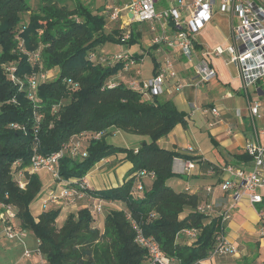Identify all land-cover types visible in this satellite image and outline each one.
Returning a JSON list of instances; mask_svg holds the SVG:
<instances>
[{"label": "trees", "instance_id": "trees-1", "mask_svg": "<svg viewBox=\"0 0 264 264\" xmlns=\"http://www.w3.org/2000/svg\"><path fill=\"white\" fill-rule=\"evenodd\" d=\"M23 14H29L27 24ZM109 22L101 7L92 9L81 0L74 5L37 0L36 9L28 0H0V203L14 207V227L34 234L35 250L46 264H146L148 252L136 242L133 222L156 239L174 260L171 264L208 260L221 233L220 212L200 213V194L169 185L182 176L173 171L176 159L195 163L199 157L158 144L177 126L187 128L188 116L172 101L132 88L131 81L143 82L139 77L127 83L117 79L118 74L134 77L136 71L101 53L106 43L123 42L122 30L106 32ZM140 38L135 27L125 43L138 44ZM41 74L48 77L32 90L28 77ZM112 129L148 136L150 142L137 150L116 147L107 141ZM63 147L67 150L58 166L59 180L76 187L87 201L58 226L56 206L49 205L37 217L32 214L31 204L42 197L43 183L28 167L35 153L51 156ZM120 154L132 164L122 186L78 188L99 162ZM234 156L251 161L247 153ZM223 168L212 166L210 171ZM142 171L154 178L142 179L143 190L135 197L132 192ZM96 200L104 205L121 202L126 209H109L100 230L95 226L99 213L93 212ZM228 257L234 256H217L210 264H226L221 259Z\"/></svg>", "mask_w": 264, "mask_h": 264}, {"label": "built area", "instance_id": "built-area-1", "mask_svg": "<svg viewBox=\"0 0 264 264\" xmlns=\"http://www.w3.org/2000/svg\"><path fill=\"white\" fill-rule=\"evenodd\" d=\"M106 8L110 22L117 23L125 19L124 23L126 24L120 26V29L124 32L123 42L130 40L136 23L149 22V31L153 34L150 43L158 51L174 52L176 56L192 65L200 51L203 61L193 66L196 75L195 84L210 83L218 77V73L207 60L209 57L220 58L227 55V64H234L240 70L242 84L240 91L247 92L250 88H256V92L264 97V90L260 86V83L264 82V0H128L126 3L123 2L121 6L108 5ZM216 10L229 16L231 42L224 47H214L210 51L200 50L196 35L212 22ZM35 58L39 60V55L36 54ZM110 59L115 62H123L126 70L134 69L137 75H140L137 68L139 62L133 54L123 52L115 54ZM9 71L14 79V69L9 68ZM47 77L46 74L31 75L27 80L31 89L36 90L38 81ZM176 78L177 72L175 71L173 58L168 56L165 58V66L159 70L157 75L142 83L132 81L130 86L134 89L141 88L151 97H159L164 93V87L168 79ZM112 86H115V84L113 83ZM174 87L176 91L180 92L185 86L182 82L176 81ZM248 102L250 115L252 116L253 134L244 151L251 157L252 167L246 171L229 164L222 169V172L229 177L220 183V189L225 193H230L234 203L219 214L221 217V233L217 236V246L210 252L209 259L196 264H210L217 256L237 255L238 247L230 242L227 236L231 209L243 199H248L252 205L264 204V195L259 192L260 190L264 191V130H259L255 124L256 119L261 117L263 104L261 101L251 103L249 98ZM210 112L215 116H220L217 107L211 108ZM261 136L263 140H260ZM78 147L79 145L75 146L74 155ZM66 150L67 148L63 147L51 156L35 153L28 171L37 173L41 170H47L52 174L55 181L61 182L58 166ZM188 150L194 151L190 147ZM174 168L177 173L185 174L186 171L193 170L195 164L192 161L185 162L176 159ZM211 172L213 173V171ZM147 177L153 179L154 174L146 171L140 173L139 180L132 192L133 196L136 197L143 190L142 179ZM61 185L59 184L60 187ZM77 186L80 189H91L87 176L81 179ZM21 187H24V184H21ZM59 191L58 193H48L50 196L42 200L43 209L48 208L50 204H57V199L74 203L85 198V195L78 192L77 188L73 186L62 185ZM208 191L212 192V188L209 187ZM54 193L58 195L52 196ZM103 206L104 201L96 200L93 212L101 213ZM0 207L2 208L0 222L4 227L5 237L10 240L24 238L26 231H20L14 227L16 219L14 207L1 203ZM198 211L211 215L215 212V206L212 202H203L198 206ZM259 214L262 220L261 236L264 237V210H260ZM133 227L136 232V242L148 252L146 264H171L174 261L163 253L155 238L145 236L139 224L133 222ZM188 235L194 237L195 232L189 231ZM33 254L42 257L39 251L30 249L24 251V257L26 258L32 257ZM39 264H46V262L42 261Z\"/></svg>", "mask_w": 264, "mask_h": 264}, {"label": "crops", "instance_id": "crops-1", "mask_svg": "<svg viewBox=\"0 0 264 264\" xmlns=\"http://www.w3.org/2000/svg\"><path fill=\"white\" fill-rule=\"evenodd\" d=\"M96 8H98V6ZM140 30H143V33H146L148 35L150 44L149 48H145L141 43L137 45H142V50L140 49L139 51L138 49L134 52H128L130 54H133L134 56L139 57V65L137 68L140 71V75H134L137 74L135 72L133 73L134 77H129L125 74H118L117 79L121 82L127 83L128 81L137 79L139 77L142 81H146L155 76L156 73H158L159 70L165 66L166 57L170 56L173 58L175 71L177 72V78L168 79L164 87V93L158 98L162 101H172L179 110L184 111L187 114L188 123L187 128L177 126L174 131L168 136V138L161 139L158 144L161 148L169 150L175 149L186 156L196 155L199 157V159L194 163L195 168L193 170L186 171L185 174H181V177L177 176L175 178H172L169 181V185L176 191H188L190 193L200 194L204 199L203 202H212L214 204L215 213L216 215H218L219 212L228 209L234 202L231 194L223 192L219 186L220 183L229 176L222 171L212 173L210 171V168L212 166L225 167L226 165L232 164L236 168L246 171L251 169L252 162L250 160H240L234 156L245 153L244 148L247 142L250 140L251 135L253 134L252 128L246 126L245 121L242 119V117L248 116L252 121V116L250 115L249 111V102L247 101L248 109L246 114H244V111L237 108V116L242 119L240 121L241 124L239 125V123L234 119L230 108H228L227 106L210 103V101H206L202 97L203 95L199 90V86L202 84H195L194 81L196 75L193 66L203 61V57L200 51L196 55L192 65L186 60L176 56L174 52L158 51L155 47H152L150 40L153 37V34L150 33L149 29L146 30L140 28ZM229 31L230 38L228 39V43L226 45L231 42L230 24ZM196 41L199 44L198 46L200 50L203 49L205 51H210L214 47L221 46L217 45L212 47L207 43L199 41L197 38ZM101 53H104L102 49ZM146 54L149 55L153 61V69L152 75L143 78L141 77L142 71L140 68H142L141 66L144 59L146 58ZM216 59H222L221 65L234 66L236 68L237 75L232 76V80L239 81L238 91H240L242 86L240 79V70L234 64H227V55H224L220 58L209 57L207 59L218 73V77L212 80L210 83L206 84H211L212 86V84H220V82H222L226 86H228L231 83L230 81H232L230 79L224 81L226 74L219 69L217 63H215ZM176 81L182 82L185 86L184 89L180 92L176 91L174 87ZM211 88L212 87H210V89ZM250 90H253V92L257 93L259 97H262V94L260 95L258 92H256V88H250L247 92H240H245L246 95H249ZM232 98V93L228 91L222 96V99L224 100ZM213 107H217L219 109L220 116H215L210 112V109ZM120 132L121 131L119 130L112 129L111 135L107 138V141L112 144L109 139L113 138L114 136H119ZM260 140H263L262 136ZM146 142L150 141L144 137H141L139 144H135L134 146L121 147L137 150L142 143ZM189 147L194 151H189ZM216 149L218 150V153L214 154V151ZM99 166H101L100 168H102L101 171L103 173L102 183H104L106 189H110L123 185L126 180V174L132 167V164L124 158L123 154H120L101 161L98 164V167ZM175 173H177V171ZM184 175L186 177H184ZM45 180L46 181H42L41 179L44 190H42V197L31 204V211L35 217L39 216L41 212H43L44 209L42 207V200H44L50 192L49 187L51 185L53 186V182L49 183L47 178H45ZM55 185L58 186V183L56 182ZM209 187L212 188V192L208 191ZM262 194L264 195V193ZM85 201L87 200L84 199L77 201L79 203L78 205H71L70 203H67L65 201L60 202V205L58 206L55 204H50L51 206H56L61 210L60 215L57 219L58 226L63 225L69 214L76 213L82 206H84ZM104 206V211L97 214L95 217V226L100 230L104 229L105 215L109 209H126V205L121 202H106ZM260 210H264V204L252 205L248 199H243L240 203L235 204L231 209V219L228 223L227 236L229 241L236 245L238 248H242L243 246L246 247L248 246V243H250V241H255L258 243L257 246L259 247L261 253V248L264 247V237L261 236L262 220L259 214ZM14 224L16 226V221L14 222ZM37 246L38 239L34 236L33 233L28 231H26V236L24 238H18L15 240L8 239L7 237H5L4 227L0 222V264H9V260L12 259V255L14 256V259L11 260L10 264H39L42 261L46 262V259L43 256L40 257L36 254H33L30 258L24 257L25 250H35ZM242 249L244 250V248ZM258 264H264L263 253H261V258Z\"/></svg>", "mask_w": 264, "mask_h": 264}, {"label": "rangeland", "instance_id": "rangeland-1", "mask_svg": "<svg viewBox=\"0 0 264 264\" xmlns=\"http://www.w3.org/2000/svg\"><path fill=\"white\" fill-rule=\"evenodd\" d=\"M28 1L36 9L37 0H28ZM65 1L69 5H74V2H76L78 0H65ZM81 1L84 4L89 5L92 9L96 8L97 6L101 7L103 12H105L106 15H107V12H106L107 11V8H106L107 5L121 6L123 4V2L124 3L128 2V0H81ZM28 15L29 14H23L21 16L22 22L24 24H27V22H28V17H29ZM124 20L125 19H123L122 21L117 22V23L109 22L108 26L106 27V32L110 33L116 29H120L121 25L126 24V23H124ZM229 23H230L229 22V16L222 13V12H218L216 10L213 22L208 24L199 34H197L196 38L199 41H202L204 43H207L208 45H211L212 47L217 46V45H221L224 47V46H226V44L228 43V39L230 38ZM118 25H120V26L118 27ZM149 26H150V23L146 22V23H136L133 27V28L136 27L137 31L142 33V38L139 39L138 44L142 43V45L145 48H149V45H150L149 40H148V35L146 33H143V30L141 31L140 28L147 30V29H149ZM141 46L137 45V44L129 45L125 42H122V43H120V42H108L102 46V51L108 55H115V54H120V53L125 52V51L134 52L138 49L140 51V49L142 50ZM215 63H217V66L219 67V69L226 74L224 81H226L227 79L232 80V76L237 75V70L234 66L221 65L222 59H216ZM141 67H142V68H140L142 71L141 77L145 78L146 76L152 75L153 61L149 55L146 54V58L144 59ZM230 82L231 83L228 86H226L222 82H220V84H212V86H211V84H202L199 86V90L203 95L202 97L206 101H210V103H215V104H218L221 106H227L228 108L231 109L232 115H233L234 119L239 123V125L241 124L240 121L243 119L245 121L246 126H249V127L252 126V121L250 120V118L248 116L242 117V119L240 117H238L237 116V108L241 109L242 111H244V114H246L247 109H248V102H247L248 98L251 99V103L261 101L263 104V110L261 112L262 117L257 118L255 121V124L259 130H264V97H259V95L255 92H253V90L249 91V95H246L245 92L241 93L240 91H238L239 81L238 80H235V81L232 80ZM260 86H262V88L264 90V82H261ZM210 87H212V88L210 89ZM227 91L232 93L233 98L228 99V100H224V99H222V96L224 94H226ZM141 137H144L150 141V137H148V136H137V135L127 134L124 132H120L119 136H114L113 138H111L109 140L116 147L134 146L135 144H139ZM217 153H218V150L216 149L214 151V154H217ZM98 164L93 168L92 171H90L89 176L87 175V179H89L88 183L94 189H106V186L104 185V183H102V177H103L102 176L103 173L101 171L102 168H100L101 166L98 167ZM37 173H38V175H40L42 181L43 180L46 181L45 178H47L49 183L53 182V186L51 185L49 187L50 192H56V193L60 192L59 190L62 187L61 182H59L58 180L55 181L54 177L52 176V174L49 171L41 170V171H38ZM56 182L58 183V186L55 185ZM59 184L61 185V187L59 186ZM259 192L264 193L263 190H260ZM56 193H54V195H52V196L58 195ZM48 196H50V195L48 194L46 196V198ZM55 198L57 199V197H55ZM57 200H58V202H57V204H55L57 206L60 205V202L65 201V200H60V199H57ZM65 202L69 203L68 201H65ZM70 204L71 205H76V204L78 205L79 203L77 201H75L74 203L70 202ZM257 244L258 243L255 241H250V243H248V246L242 247V248H244V250L242 248H238V254L237 255H235L234 257H228V258L221 259V261H223L226 264H258L260 261V258H261V253L264 254V247L261 248V253H260V249L257 246ZM11 258L14 259V256L12 255ZM12 259L9 260L10 263H11ZM219 261H220V259H216V263Z\"/></svg>", "mask_w": 264, "mask_h": 264}, {"label": "water", "instance_id": "water-1", "mask_svg": "<svg viewBox=\"0 0 264 264\" xmlns=\"http://www.w3.org/2000/svg\"><path fill=\"white\" fill-rule=\"evenodd\" d=\"M130 17H131V15H130ZM175 161H176V160H175ZM175 161H174V163H175ZM173 171L176 172V171H175V168H174V165H173ZM184 177H186V176L184 175Z\"/></svg>", "mask_w": 264, "mask_h": 264}]
</instances>
